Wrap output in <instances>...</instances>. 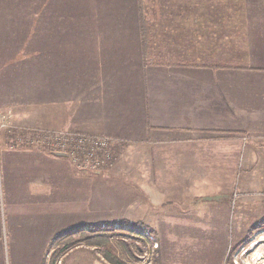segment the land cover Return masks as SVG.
Segmentation results:
<instances>
[{"label": "crops", "instance_id": "crops-1", "mask_svg": "<svg viewBox=\"0 0 264 264\" xmlns=\"http://www.w3.org/2000/svg\"><path fill=\"white\" fill-rule=\"evenodd\" d=\"M29 3L27 10L18 0H0V120L10 107L6 101L19 98L22 76L16 70L48 54L47 77L41 79L47 129L126 144L128 208L142 196L156 213L128 210L106 220L96 186L100 208L92 223H115L120 216L130 227L151 229L159 244L158 252L151 251L152 264H226L229 221L197 215L229 212L231 203L197 201L221 195L242 160L238 149L248 140H264V0ZM9 31H16L17 43L2 41ZM216 142H225L226 151L216 155ZM4 149L5 163H31L30 186L47 181L51 197L48 210L14 209L9 215L11 226L50 229L34 239L25 264H105L100 244L63 239L64 229L88 223L87 200H73V194L86 196L87 181L70 159L49 153L44 173L43 163L22 153L28 150ZM70 176L79 183H61ZM27 190L18 194L31 196ZM39 195L37 190L36 202H44ZM167 202L177 206L164 208Z\"/></svg>", "mask_w": 264, "mask_h": 264}, {"label": "rangeland", "instance_id": "rangeland-1", "mask_svg": "<svg viewBox=\"0 0 264 264\" xmlns=\"http://www.w3.org/2000/svg\"><path fill=\"white\" fill-rule=\"evenodd\" d=\"M18 1L19 8L27 10L31 8L29 0ZM49 11L50 8L47 12ZM27 32L29 35V29L24 30L23 34ZM4 36L5 38L2 41H13L14 43L18 41L16 31H9ZM23 40L28 48H31L29 36L24 35ZM35 45V39H33L34 48ZM42 51L45 55L46 51ZM47 63L49 64L48 54L45 60L37 58L34 65L31 60L25 61L22 67L16 70L17 75L22 76L21 81L16 82L19 85L18 89L21 88V90H18L19 98L6 101L10 107H8L5 118L0 120V264H25L26 252L30 250L29 247L35 246L34 239L43 238L44 235L50 232L49 227L44 229L43 227L11 226L9 215L12 211L16 209L21 214H24L25 211L26 214H32V212H36L35 209L42 212L52 207V203L48 202L51 197H48L46 193L48 190L47 181L41 182L39 187H35L31 182L30 186L27 178H31L32 169L34 171L31 163L29 165L25 163H5L2 153L6 147L10 152H12L10 149L28 150V152L22 153L36 162L43 163L44 165H41L40 169L44 173L49 171L48 165L43 162L47 155L61 152L68 160L70 159L74 168L81 172L80 177L83 178V181L84 178L86 179V196L79 195L76 192V195L73 194V200H83L84 197L87 200L88 223L80 229L71 227L64 229L62 235L66 237L63 239L70 243L81 240L85 246L95 241L100 244L99 248L104 259H106V252L109 251L112 255L117 256L123 264H152L158 248L152 249L153 242L150 241L148 236H152L156 242L157 238L151 229L130 227L131 225L128 226L120 220L122 219L120 216L113 219L116 220L115 223L113 221L92 223L96 221L95 219L99 215L95 211L96 206L100 208L99 203L105 210H103V218H106V220L121 212L126 215L128 210H136L137 213L142 214L146 212L149 215L156 214L150 206L148 207L145 204L146 202L142 196L139 205L135 204L134 209L128 208V202L132 200V193L130 195L126 188L128 187L126 156L131 149L126 148V144L109 142L102 149L95 147L93 155H91L88 154L90 151L88 147L75 146L74 150L68 143L62 146L57 141H51L49 136L53 133V130L47 129L48 124L46 122V88H41L45 86L41 79L47 77L45 66ZM12 71L8 70L9 74L15 78V73ZM7 79L10 80L9 77ZM8 80L4 82L8 83ZM5 109L7 110V107ZM16 113L17 116L15 117ZM36 113L37 116H35ZM56 131L65 135L70 133L66 130ZM70 134L72 137L77 135L76 133ZM224 144L225 142L213 144L216 155L226 151L223 147ZM10 152H7L8 155ZM107 152L109 156L105 157L104 155ZM238 152L242 160L237 164L238 167L234 170L235 175H233L229 186L224 185L220 188L223 192L221 195L199 196L197 201L200 204L207 202L215 204L231 203L228 207L229 212L200 213L197 217L206 218L207 214L208 218L229 221V226L225 229L229 232L230 240L225 259L226 264H264V140L262 138L248 140L238 149ZM54 156L63 157L61 155ZM84 159L87 162L79 166V163ZM97 162H99V165ZM118 171H121V173H117ZM97 173L100 176H96ZM42 178L46 179V176L44 175ZM42 178L40 177L38 180L41 181ZM69 181L74 183L78 182V179L73 180L70 176L66 180H62L61 183L68 184ZM96 186L102 189V201L99 203L97 202L99 195L95 194ZM25 188H28L27 191L30 192L31 196L18 194ZM37 190L40 193L39 197L44 202H36L35 194ZM216 190H218L217 187ZM68 198H70V195ZM183 198L187 199L186 197ZM173 206H177L176 203L167 202L163 205L164 208ZM126 208L127 210H125ZM216 230L224 231V229ZM29 242L31 243L28 244ZM55 246L60 247L61 245L56 244ZM39 247L42 248V245L39 244ZM152 250L156 252H151ZM105 262V264H110L108 260H105Z\"/></svg>", "mask_w": 264, "mask_h": 264}, {"label": "built area", "instance_id": "built-area-1", "mask_svg": "<svg viewBox=\"0 0 264 264\" xmlns=\"http://www.w3.org/2000/svg\"><path fill=\"white\" fill-rule=\"evenodd\" d=\"M68 135H65L61 132H53L49 138L51 139L52 142L57 141L59 144H61L62 146H64L66 143H68L69 145H71V147L74 148L75 150V146H82V147H88L90 149V151L88 152V154L90 153L91 155H93V149L99 148L102 149L103 146L106 145V143H109L110 141L105 140V139H101V138H97V137H88V136H83V135H75V137L70 136V133H67ZM69 137V138H67ZM71 140V141H70ZM105 157L109 156V153H105L104 155ZM85 162H87L86 159H84L83 161H81L78 165L82 166ZM97 164L99 165V162H97ZM150 241H152V249H157L158 248V243L154 240V238L152 236H148Z\"/></svg>", "mask_w": 264, "mask_h": 264}, {"label": "trees", "instance_id": "trees-1", "mask_svg": "<svg viewBox=\"0 0 264 264\" xmlns=\"http://www.w3.org/2000/svg\"><path fill=\"white\" fill-rule=\"evenodd\" d=\"M104 242V241H103ZM90 243V242H89ZM94 243H96L95 241L90 243L89 245H93ZM69 246V245H65ZM64 248H61L60 251H58L57 253H55V255H57L59 252H61ZM106 258L109 260V262H111L112 264H123V262L115 255H112L109 251L106 252Z\"/></svg>", "mask_w": 264, "mask_h": 264}]
</instances>
